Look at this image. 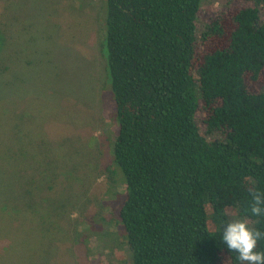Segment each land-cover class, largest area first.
I'll use <instances>...</instances> for the list:
<instances>
[{"label": "trees", "instance_id": "16d2710c", "mask_svg": "<svg viewBox=\"0 0 264 264\" xmlns=\"http://www.w3.org/2000/svg\"><path fill=\"white\" fill-rule=\"evenodd\" d=\"M252 1L199 27L204 0H104L130 249L124 261L116 244V262L264 264V0Z\"/></svg>", "mask_w": 264, "mask_h": 264}, {"label": "rangeland", "instance_id": "374dc122", "mask_svg": "<svg viewBox=\"0 0 264 264\" xmlns=\"http://www.w3.org/2000/svg\"><path fill=\"white\" fill-rule=\"evenodd\" d=\"M227 2L204 0L198 26ZM103 3L0 0V264H126L116 244L130 259Z\"/></svg>", "mask_w": 264, "mask_h": 264}]
</instances>
